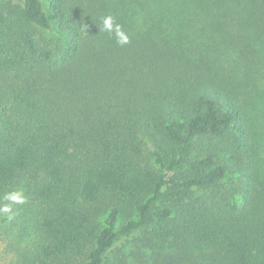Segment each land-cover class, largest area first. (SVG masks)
Here are the masks:
<instances>
[{"label": "trees", "instance_id": "1", "mask_svg": "<svg viewBox=\"0 0 264 264\" xmlns=\"http://www.w3.org/2000/svg\"><path fill=\"white\" fill-rule=\"evenodd\" d=\"M5 205L7 264H264V0L0 2Z\"/></svg>", "mask_w": 264, "mask_h": 264}, {"label": "clouds", "instance_id": "2", "mask_svg": "<svg viewBox=\"0 0 264 264\" xmlns=\"http://www.w3.org/2000/svg\"><path fill=\"white\" fill-rule=\"evenodd\" d=\"M104 29L105 30H108V31H112L113 30V20L111 17H106L104 19ZM115 31H116V35L118 37V42L121 43V44H124V43H127L128 42V38L126 35H124L123 32L120 31V28L119 26L117 25L116 28H115ZM6 199H9L15 203H23L24 201V197L22 195V193H19V192H15V193H12L10 195H8L6 197ZM11 209H10V206L9 205H5L3 208H0V211L4 212V213H7L9 212Z\"/></svg>", "mask_w": 264, "mask_h": 264}, {"label": "rangeland", "instance_id": "3", "mask_svg": "<svg viewBox=\"0 0 264 264\" xmlns=\"http://www.w3.org/2000/svg\"><path fill=\"white\" fill-rule=\"evenodd\" d=\"M5 1H8V0H0V2H5ZM17 209V208H16ZM15 209V210H16ZM17 211V210H16ZM7 261H8V256H6L4 254V251H3V247L1 246L0 244V264H7Z\"/></svg>", "mask_w": 264, "mask_h": 264}]
</instances>
